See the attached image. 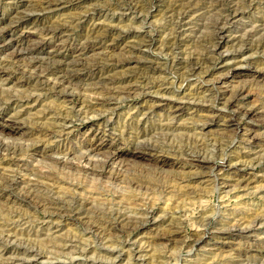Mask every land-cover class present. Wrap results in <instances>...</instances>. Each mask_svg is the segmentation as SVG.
<instances>
[{"label":"rangeland","instance_id":"1","mask_svg":"<svg viewBox=\"0 0 264 264\" xmlns=\"http://www.w3.org/2000/svg\"><path fill=\"white\" fill-rule=\"evenodd\" d=\"M46 1L0 0V67H5L0 90L14 94L13 102L0 106V139L26 147L0 152V174L14 173L20 182L38 179L16 160L51 173L53 178L38 181L61 195L62 206L33 208L2 187L0 264L17 257L32 258L25 264H263L264 162L253 160L260 150L253 139L264 138V38L258 33L250 44L236 37L264 22V0H51L50 8ZM184 10L190 15L181 20ZM219 21L224 29L217 35L213 25ZM183 23L185 32L179 28ZM58 36L65 39L63 54L53 61L49 54L61 45ZM170 36L177 40L174 51L193 61L181 63L163 50ZM16 40L45 41L35 54L42 69L77 59L78 80L68 88L75 93L73 103L66 105L51 88L56 74L47 70L43 75L49 81L20 85V70H28L29 61L13 54ZM142 41L154 46L138 56L134 50ZM113 77H130L136 94L105 95L104 87L113 85L105 80ZM213 81L226 96L244 86L240 102L214 101L204 91ZM25 89L31 90L28 97ZM80 92L92 95L89 102L82 104ZM50 106L76 115L73 129L39 142L35 133L43 121L36 124V116ZM239 107L256 110L240 116L236 126L228 115ZM173 114V123L184 127L162 129ZM87 142L95 148L88 150ZM35 144H47L46 153L34 150ZM67 147L78 150L77 167L55 161ZM199 151L205 160L197 157ZM80 153L86 157L79 159ZM88 160H107L108 166L92 173L86 171ZM66 196L89 205L70 203ZM139 209L151 210L149 221L125 226L118 212L146 218ZM106 235L113 240L104 241ZM200 236L205 240L193 244Z\"/></svg>","mask_w":264,"mask_h":264},{"label":"bare ground","instance_id":"2","mask_svg":"<svg viewBox=\"0 0 264 264\" xmlns=\"http://www.w3.org/2000/svg\"><path fill=\"white\" fill-rule=\"evenodd\" d=\"M46 3V8H50L53 6V3L51 0H48L45 2ZM198 3V2H197ZM59 5V4H58ZM237 6V5H236ZM192 8V7H191ZM208 11V10H207ZM178 12V11H177ZM190 12V11H189ZM192 12V11H191ZM180 14V18L181 20L185 19L187 17V15H190L188 14V11L187 10H184V11H181V13L179 12ZM192 14V13H191ZM200 14V13H198ZM218 14V13H217ZM168 15V14H167ZM193 16H195L193 14ZM191 17V16H189ZM264 17V16H263ZM222 18V17H221ZM179 19V18H178ZM188 20V19H187ZM225 20H228V18H225ZM223 21V20H222ZM264 21V20H263ZM182 22V21H181ZM206 23V22H205ZM222 22L219 21V22H216L214 25H213V29H214V33L215 34H222V31L224 29V24H221ZM225 23V21H224ZM178 24V22H177ZM175 25V24H173ZM185 23H183L182 25L180 24L179 25V28H181V32H185ZM211 26V25H210ZM184 27V29H183ZM177 29V28H176ZM173 30V29H172ZM178 31V30H177ZM187 31V30H186ZM64 32V31H63ZM55 33V32H54ZM179 33V32H178ZM261 34L264 38V22H262L259 27H256V28H253L251 30H247L245 32H243L239 37H236L237 41L238 42H244V41H248L250 44L254 43V36L257 35V34ZM182 34V33H181ZM175 36V35H174ZM185 36V34H184ZM209 36V35H208ZM169 37V36H168ZM167 37V38H168ZM176 37V36H175ZM172 38L170 36V39L168 41H165L166 44H164V51L166 52H172L174 53V59H178L179 61H181V63H183L182 60H185L186 63L188 61H193L192 57H184V56H181L182 53L180 52H175L174 51V42L177 41L176 38ZM214 37V36H213ZM58 39L61 40V45H59L58 47L56 46L55 49H53L49 56L51 55V58H53V61L54 59L56 60V58H58L60 55L63 54V47H64V42H65V39H62L61 36H58L57 37ZM180 38V37H179ZM184 38V37H183ZM262 38V39H263ZM188 39V38H187ZM186 39V40H187ZM19 40V39H18ZM16 40V45H15V49H14V52L13 54L17 57H23V58H26L28 59V70H20L18 68V70H20V85H27L29 87H31V85H34V87L36 85H38L39 83H44L45 81H49L48 78H46L45 75H43L44 71L47 70L48 73H54L56 74V81L52 82V83H49V85L51 86V88H54L56 90H58V92H60L64 99L67 101V104H69V102L73 103L72 102V98L75 96V93L73 92V90H69L68 88L70 86H74L75 85V82L78 80V71L81 70L78 66H77V63H76V60L74 59V62H71V63H66L64 65H58L56 68H41L43 63L41 60H39L40 58L36 57L35 54H37L42 48L43 46L45 45V41L44 40H40V41H35V42H32V43H28L27 44H23L22 42ZM59 40V41H60ZM166 40V39H165ZM185 40V39H184ZM261 40V38H260ZM259 40V42H260ZM3 41V40H2ZM161 42V41H160ZM164 42V41H163ZM0 43H1V39H0ZM176 43V42H175ZM191 43V42H190ZM240 44V43H239ZM3 46V44H1ZM158 45V44H157ZM0 46V47H2ZM154 46L153 42H149V41H142L141 42V45L139 48L138 51H135L136 53H138V56L139 54L141 53H144V52H147L148 50H150L152 47ZM176 46V45H175ZM215 48L217 47L216 45H214ZM245 46V45H244ZM136 47V46H135ZM178 47V46H177ZM181 47V46H180ZM163 48V47H162ZM133 49V48H132ZM131 49V50H132ZM130 51V50H129ZM133 51V50H132ZM178 51V50H177ZM194 51V50H193ZM184 52V51H183ZM196 52V51H195ZM125 53V52H124ZM133 53V52H132ZM163 53V52H162ZM134 54V53H133ZM131 54V55H133ZM170 54V53H169ZM198 54V53H197ZM127 55V54H125ZM130 55V56H131ZM137 55V54H135ZM190 55V54H189ZM188 55V56H189ZM141 56V55H140ZM194 56V55H193ZM197 56V55H196ZM133 57V56H131ZM143 57V56H141ZM128 58V57H127ZM138 59V57H136ZM136 58H133V59H136ZM50 59V58H49ZM132 59V58H130ZM136 59V60H137ZM140 59V57H139ZM142 59V58H141ZM144 59V58H143ZM70 60V59H69ZM146 60V59H145ZM197 60H200V57H196V61ZM130 61V60H129ZM174 62V61H173ZM176 62V61H175ZM198 62V61H197ZM81 63V62H79ZM184 63V64H186ZM191 63V62H190ZM180 64V63H179ZM199 64V63H198ZM83 66V65H81ZM187 66V65H186ZM44 67V66H43ZM50 67V66H49ZM42 70H41V69ZM86 68V67H84ZM90 70L93 69V68H89ZM187 69V68H186ZM96 70V68H95ZM189 70V69H187ZM148 71V70H147ZM184 71V70H183ZM5 72V67H0V80L4 81L5 79H3V76ZM141 73V72H140ZM205 73V72H204ZM184 74V73H183ZM108 75V74H107ZM93 76V75H92ZM95 76V74H94ZM93 76V77H94ZM101 76V75H100ZM125 76V75H123ZM129 76V75H128ZM8 77V76H7ZM80 77V76H79ZM119 77V76H118ZM146 77V76H145ZM130 77L126 78V77H122V78H118V79H115L114 77L113 78H109V79H106V85L107 84H113L111 86H107V87H104L105 89V95H108L110 98L112 97H116V98H120L121 97H130L132 94L135 93V90H136V87L132 84V82L129 80ZM149 78V76H148ZM150 78L152 79V76H150ZM9 79V77H8ZM165 79V78H164ZM187 78H183V81L182 82H185ZM153 80V79H152ZM216 80V79H215ZM217 80H221V76L217 77ZM224 80V79H223ZM7 81V80H6ZM135 81V80H134ZM139 81V80H138ZM142 81V80H141ZM149 81V79H148ZM147 81V82H148ZM209 81V79H208ZM212 81V80H211ZM151 82V81H149ZM210 82V81H209ZM224 82V81H223ZM222 82V83H223ZM48 83V82H47ZM45 83V84H47ZM145 85L148 84L146 82H143ZM142 83V84H143ZM154 83V82H153ZM117 84V85H116ZM212 85L208 88H205L204 91H209L210 92V97L215 100H218V101H223V104L225 106H234L236 103L240 102V98L243 96L244 94V90H245V87L242 86V87H237L235 89H233L232 91H229L230 94H228L227 96L224 95V93H219L218 91V84L216 81H213L211 83ZM151 85V84H150ZM162 85V84H161ZM142 85H140L141 87ZM144 86V85H143ZM138 87V86H137ZM146 87V86H145ZM144 87V88H145ZM26 89H29L26 87ZM25 89V90H26ZM98 89V88H97ZM53 90V89H52ZM101 90V89H100ZM216 90V91H214ZM80 91V90H79ZM11 91H6L4 89L0 90V106H3L4 103H11L13 102V97H14V94L10 93ZM27 92V90H26ZM31 93V90L29 91ZM29 92H27L28 94H25V96H29ZM139 92V91H138ZM225 92V91H224ZM25 93V92H24ZM36 93V92H35ZM82 93V92H80ZM90 93V92H89ZM172 93L174 95H176V91H172ZM22 94V93H21ZM79 94V93H78ZM77 94V95H78ZM136 94V93H135ZM209 94V93H208ZM216 94V95H215ZM25 96H22V97H25ZM205 96V95H204ZM26 97V98H27ZM80 97L82 98V104L85 103V102H89V97H92V95H89V94H86V93H82L80 94ZM95 97V96H93ZM18 98V97H17ZM98 98V97H97ZM106 98H108L106 96ZM95 99V98H94ZM81 100V99H80ZM109 100V99H108ZM91 101V100H90ZM15 102V101H14ZM55 105V104H54ZM53 105V106H54ZM87 105V104H86ZM223 105V106H224ZM242 105V104H241ZM49 107L47 109H45V111H43V114H38L36 116V119L38 121H36L38 123H40L39 121H43L40 123V126L42 127L40 131L36 132L35 134L36 135V138L39 140V142H42L44 141L45 139H48L49 137L51 136H54L56 137V134H58V136H62L64 133L67 132H71L73 127H71V124L74 122V116H70L69 114L66 115L64 111H61V109L58 107V106H55V107ZM153 106V105H152ZM152 106L148 107V109L152 108ZM68 107V106H66ZM104 109V108H103ZM146 109V108H145ZM148 109H146V111H143L142 112V115H145L148 113ZM72 110L73 112V108L70 109ZM94 110V109H93ZM220 110V109H219ZM256 110V109H255ZM255 110H253L252 108H249V107H239V110H233V112L229 113V120L228 121H231V122H235L236 126H238V120H240V116L242 117H249L250 115H253L255 113ZM19 111V110H18ZM16 111L15 112V117H19L20 116V111L18 112ZM61 111V112H60ZM92 111V110H91ZM95 111V110H94ZM221 111V110H220ZM69 112V111H68ZM153 113V112H152ZM220 113V112H219ZM223 113V112H221ZM86 114V113H85ZM98 114V113H97ZM177 114V113H176ZM14 115V114H13ZM141 115V114H140ZM171 115V114H170ZM227 115V114H225ZM264 115V113L262 114V116ZM147 117V116H146ZM241 117V118H242ZM16 118V120H17ZM20 119V117H19ZM175 119V115L173 114V116L167 118V121L165 123H162L161 126H162V129H167V130H171L173 129L174 127L176 128H181V127H178V125L174 124L172 120ZM45 120V121H44ZM260 120V118H259ZM14 121H15V118H14ZM31 121V120H30ZM138 121V120H137ZM45 122V123H44ZM178 122V121H177ZM240 122V121H239ZM137 123V122H136ZM173 123V124H172ZM192 123V122H191ZM47 124V125H46ZM179 124V123H178ZM181 124V123H180ZM196 124V123H195ZM207 123L203 122V126H205ZM230 124V123H229ZM35 125V124H34ZM159 125V124H158ZM201 125V124H199ZM12 126V125H11ZM44 127V128H43ZM184 127V126H183ZM182 127V128H183ZM99 128V127H98ZM181 128V129H182ZM175 129V128H174ZM204 129V128H203ZM161 130V129H160ZM167 132V131H166ZM159 134V133H158ZM162 134V133H161ZM174 134V133H173ZM191 135V134H190ZM189 135V136H190ZM260 136V135H259ZM160 137V136H159ZM254 137V136H253ZM264 137V136H263ZM35 138V137H34ZM257 136L254 137L253 139V143H256V145H258L260 147V150L258 152H256V158L254 157L253 160L259 162V163H262L264 162V138H259ZM92 139V138H91ZM183 139V138H182ZM200 139V138H199ZM251 139V138H250ZM50 140V139H48ZM190 140V138H189ZM188 140V141H189ZM183 141V140H182ZM197 141V139H196ZM139 142V141H137ZM187 142V140H186ZM192 142V141H191ZM248 142V141H247ZM140 143V142H139ZM151 143V142H150ZM170 143V142H169ZM184 143V142H183ZM188 143V142H187ZM186 143V144H187ZM197 143H199L197 141ZM87 147H89L88 150H93L95 147H94V144L92 142H87ZM147 144V143H146ZM159 144V143H158ZM192 144H194L196 146V149H198V145L196 144V142L194 141V143L192 142ZM191 145V143H190ZM216 145V144H215ZM50 146V145H49ZM178 146V145H177ZM189 146V145H188ZM185 147V146H184ZM193 147V146H192ZM17 148H20V149H24L26 147H24V145H18V144H15V143H9V142H6L4 140H1L0 139V152L1 151H9L11 149H14V151L17 150ZM35 149L34 150H37L41 153H46L47 149H48V145L45 144L43 146V148H40V147H37L36 144H35ZM182 148V147H181ZM184 149V148H183ZM190 149V147H189ZM195 149V148H193ZM195 149V150H196ZM202 149V148H201ZM59 150H61V148H59ZM161 150V149H160ZM170 150V149H169ZM187 150V149H186ZM192 150V149H191ZM207 150V149H206ZM62 153H63V156L61 157H55V161L58 162V163H61L65 166H69V167H77L75 162H74V159L73 157L75 158V156H77V154L79 153L78 150L75 148V147H67V148H62ZM133 151V150H132ZM183 151V150H181ZM197 151V150H196ZM198 152V151H197ZM192 153V152H191ZM200 151H199V154L197 155V157L199 156L200 159H206L205 155L202 156L200 155ZM193 154V153H192ZM191 154V155H192ZM207 154V153H206ZM111 156V155H110ZM86 157V155L84 153H80V155H78V158L79 159H84ZM77 158V157H76ZM198 158V159H199ZM202 160V161H204ZM252 160V158H251ZM208 161V160H207ZM99 162V161H98ZM98 162H93L92 160H88L87 161V169L86 171H91L92 173H97L99 170H98V167H101V168H105L108 163V161H102L100 163ZM244 162V161H243ZM253 162V161H252ZM18 166H25V168L27 170H30L31 172H33L35 175H37L38 179L40 178H53V175L49 172H44L42 171L43 169L40 170V168H36V167H30L28 166V163L27 162H23V161H20V160H16L15 162ZM79 164V163H78ZM124 166V165H123ZM100 169V168H99ZM101 170V169H100ZM119 170V169H118ZM220 170V169H219ZM117 171V170H116ZM124 171V170H123ZM52 172V171H51ZM126 172V171H125ZM111 173V172H110ZM118 173V172H117ZM14 174V173H13ZM12 173H9V174H0V183H1V186H0V191L3 190H7L9 189L10 192H12L13 190L15 191L16 193V196H15V199L19 200L20 202L23 201V202H26L27 205L29 206H33V208H38V209H44V210H49V209H59V207L62 206V204L60 205L59 201H60V197L61 195H58V196H55V193H53L54 191H51L49 189L46 188L45 185H43L42 183H40L38 181V179L36 180H25V181H19L17 179V177L15 176V174L13 175ZM113 174V173H112ZM111 174V175H112ZM120 175V173H118ZM114 175V174H113ZM112 175V176H113ZM168 176V175H167ZM40 177V178H39ZM117 177V176H116ZM115 177V178H116ZM119 177V176H118ZM167 179V178H166ZM43 182V181H42ZM136 182V181H135ZM141 183V182H140ZM139 185V184H138ZM150 185V184H149ZM3 187V188H2ZM180 187V186H179ZM65 197V196H64ZM66 200L70 201V203H80V206L81 207H85V206H88L89 205V202L88 200H83L81 201L78 200L75 196H66ZM63 199V198H62ZM16 202V201H15ZM64 202V201H63ZM76 205V204H75ZM93 205V204H92ZM79 207V206H77ZM108 207V206H107ZM76 208V207H75ZM79 209V208H78ZM87 209V208H86ZM88 210V209H87ZM93 211V210H92ZM131 211V210H130ZM151 211V210H150ZM150 211L148 209H145V210H138L139 213L141 214H145V216L147 215L146 218L142 219V217L140 218V216H135L133 214V216L131 215H128V213H125V212H118L120 214V219L122 222L125 223V226L127 225L128 228H135V227H139V226H142L144 225L147 221H149V214H150ZM77 212V211H76ZM85 212V211H84ZM83 213V212H81ZM100 213V212H99ZM153 213V212H152ZM89 214V213H88ZM86 215V214H85ZM93 216V215H92ZM142 216V215H141ZM144 216V215H143ZM144 216V217H145ZM83 217V216H82ZM117 218V217H116ZM162 218V217H161ZM154 220L157 219L156 218H152ZM100 220V219H99ZM109 221V220H108ZM107 221V222H108ZM120 221V222H121ZM201 223V222H200ZM203 225V223H201ZM200 224V225H201ZM95 226V225H94ZM107 226V225H106ZM124 226V227H125ZM1 227V226H0ZM122 227V226H121ZM98 228V227H97ZM9 230H12V229H9ZM126 231V230H125ZM131 231V230H130ZM9 232V231H8ZM175 234V233H174ZM112 235V234H111ZM7 236V235H6ZM8 236H11L10 234H8ZM7 236V238H9ZM13 236V235H12ZM113 236H103L102 239L105 241V240H113L112 238ZM61 239V237H60ZM80 239V238H79ZM58 240V239H57ZM61 240H64V238H62ZM60 240V241H61ZM73 240V239H72ZM205 239L203 237H197L194 239V243H198L200 241H204ZM10 241V240H9ZM71 241V240H69ZM75 240H73L72 242H74ZM6 242L7 239H6ZM52 242V241H51ZM59 242V241H57ZM185 242V241H184ZM61 243V242H60ZM69 243V242H67ZM100 243V242H99ZM186 243V242H185ZM66 244V243H65ZM187 246V245H186ZM26 253L27 254H30L32 256L35 257V255H37L36 253L34 252H31L29 250H26ZM13 259H15L14 257L15 256H12ZM7 259V258H6ZM8 259H10V257H8ZM12 259V260H13ZM32 259V258H31ZM31 259L29 261H31ZM4 262H2V264H10L9 261H6L5 259H3ZM25 258L23 257H17L15 260H13L12 264H25L27 262ZM1 263V262H0ZM36 263V262H35ZM264 264V263H263Z\"/></svg>","mask_w":264,"mask_h":264}]
</instances>
